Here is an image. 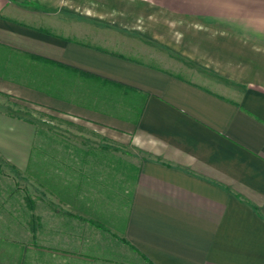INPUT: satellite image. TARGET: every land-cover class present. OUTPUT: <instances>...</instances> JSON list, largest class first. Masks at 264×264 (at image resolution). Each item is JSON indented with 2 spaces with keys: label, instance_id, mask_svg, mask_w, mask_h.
Wrapping results in <instances>:
<instances>
[{
  "label": "crops",
  "instance_id": "1",
  "mask_svg": "<svg viewBox=\"0 0 264 264\" xmlns=\"http://www.w3.org/2000/svg\"><path fill=\"white\" fill-rule=\"evenodd\" d=\"M1 92L80 128L39 147L0 110V155L64 220L38 255L264 264V0H0Z\"/></svg>",
  "mask_w": 264,
  "mask_h": 264
},
{
  "label": "rangeland",
  "instance_id": "2",
  "mask_svg": "<svg viewBox=\"0 0 264 264\" xmlns=\"http://www.w3.org/2000/svg\"><path fill=\"white\" fill-rule=\"evenodd\" d=\"M6 111L13 117H20L25 121L29 120L36 126V146L63 145L66 130L80 129L66 120L63 115L55 116L52 111L45 107L27 105L11 99L2 92L0 93V110ZM129 153L122 149V157L127 159ZM39 156V155H37ZM35 171L31 162L27 171L16 170L8 166L0 155V264H42L32 259L46 258L52 264H61L62 260L55 254L54 257H44L38 255L34 245H48L49 242H64L63 218L50 215L48 211L49 198L47 194H42L38 184L33 178ZM41 193V194H40ZM30 197L35 203L34 208L25 201V197ZM34 215L41 218L36 221L35 233L30 232L27 221ZM38 215V216H37ZM53 225L59 232L48 233L47 227L41 229V224ZM96 239H98V236ZM4 241V242H2ZM47 253V252H46ZM37 254V256H36ZM8 259V260H7Z\"/></svg>",
  "mask_w": 264,
  "mask_h": 264
},
{
  "label": "trees",
  "instance_id": "3",
  "mask_svg": "<svg viewBox=\"0 0 264 264\" xmlns=\"http://www.w3.org/2000/svg\"><path fill=\"white\" fill-rule=\"evenodd\" d=\"M27 122H31L29 120H27ZM25 201L27 202L28 205H30V209L34 208L35 204L34 201L30 198V197H25ZM32 207V208H31ZM40 220L39 218L35 217L34 215H31L29 217V220L27 221V226L30 230V232L35 233L36 231V221Z\"/></svg>",
  "mask_w": 264,
  "mask_h": 264
}]
</instances>
